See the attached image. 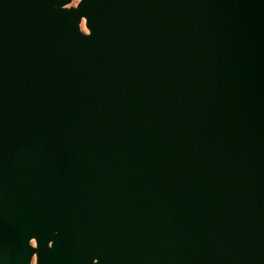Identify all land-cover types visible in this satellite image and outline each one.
I'll return each instance as SVG.
<instances>
[{
    "label": "water",
    "instance_id": "1",
    "mask_svg": "<svg viewBox=\"0 0 264 264\" xmlns=\"http://www.w3.org/2000/svg\"><path fill=\"white\" fill-rule=\"evenodd\" d=\"M71 2L0 0V264H264V0Z\"/></svg>",
    "mask_w": 264,
    "mask_h": 264
},
{
    "label": "rangeland",
    "instance_id": "2",
    "mask_svg": "<svg viewBox=\"0 0 264 264\" xmlns=\"http://www.w3.org/2000/svg\"><path fill=\"white\" fill-rule=\"evenodd\" d=\"M79 0H72V2L69 4V5H76L78 3ZM82 28L85 30V31H88V29L86 28L85 26V23L82 24ZM35 258V257H34ZM33 264V262H32ZM35 264H36V258H35Z\"/></svg>",
    "mask_w": 264,
    "mask_h": 264
},
{
    "label": "clouds",
    "instance_id": "3",
    "mask_svg": "<svg viewBox=\"0 0 264 264\" xmlns=\"http://www.w3.org/2000/svg\"><path fill=\"white\" fill-rule=\"evenodd\" d=\"M33 264H35V258H33Z\"/></svg>",
    "mask_w": 264,
    "mask_h": 264
}]
</instances>
